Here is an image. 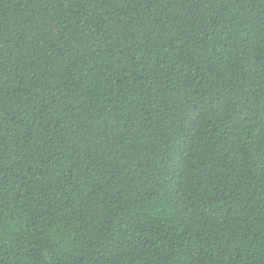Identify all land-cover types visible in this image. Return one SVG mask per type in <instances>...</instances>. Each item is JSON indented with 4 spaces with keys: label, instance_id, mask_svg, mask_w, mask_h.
I'll return each instance as SVG.
<instances>
[{
    "label": "trees",
    "instance_id": "16d2710c",
    "mask_svg": "<svg viewBox=\"0 0 264 264\" xmlns=\"http://www.w3.org/2000/svg\"><path fill=\"white\" fill-rule=\"evenodd\" d=\"M0 264H264V0H0Z\"/></svg>",
    "mask_w": 264,
    "mask_h": 264
}]
</instances>
